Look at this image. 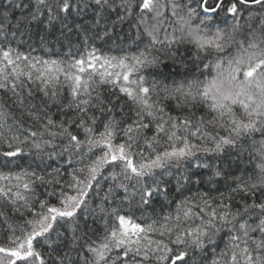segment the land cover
I'll return each instance as SVG.
<instances>
[{
	"label": "snow or ice",
	"instance_id": "obj_1",
	"mask_svg": "<svg viewBox=\"0 0 264 264\" xmlns=\"http://www.w3.org/2000/svg\"><path fill=\"white\" fill-rule=\"evenodd\" d=\"M7 2L0 264H264V0Z\"/></svg>",
	"mask_w": 264,
	"mask_h": 264
},
{
	"label": "trees",
	"instance_id": "obj_2",
	"mask_svg": "<svg viewBox=\"0 0 264 264\" xmlns=\"http://www.w3.org/2000/svg\"><path fill=\"white\" fill-rule=\"evenodd\" d=\"M5 9L10 10L9 7H8V2H7V0H0V11H3V10H5ZM19 14H20V13H19L18 10L15 11V12H13V14H12V18H13V20L15 19L16 16H19ZM34 54H35V53H34ZM112 54H115V53H112ZM33 102L36 103V104H39V102H40L39 95H37V96L35 97V99H34ZM53 111H55V109H53ZM226 195H227V193H226Z\"/></svg>",
	"mask_w": 264,
	"mask_h": 264
}]
</instances>
